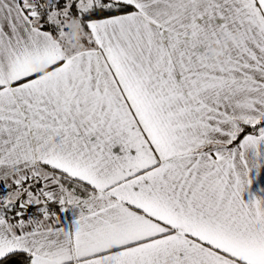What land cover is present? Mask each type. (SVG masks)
<instances>
[{"label":"snow or ice","instance_id":"1","mask_svg":"<svg viewBox=\"0 0 264 264\" xmlns=\"http://www.w3.org/2000/svg\"><path fill=\"white\" fill-rule=\"evenodd\" d=\"M0 264H264V0H0Z\"/></svg>","mask_w":264,"mask_h":264}]
</instances>
